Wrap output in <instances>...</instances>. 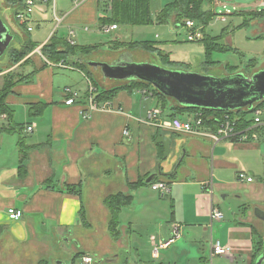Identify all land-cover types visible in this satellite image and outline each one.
Masks as SVG:
<instances>
[{
  "label": "crops",
  "instance_id": "obj_1",
  "mask_svg": "<svg viewBox=\"0 0 264 264\" xmlns=\"http://www.w3.org/2000/svg\"><path fill=\"white\" fill-rule=\"evenodd\" d=\"M68 1L61 0V8L56 3L57 13L67 15L62 28L92 25L102 32L99 19L111 13L106 0H89L76 11ZM164 3L151 0L152 16L163 10ZM39 9L37 13L45 14L52 8ZM42 23H37L38 28ZM85 61L65 62L74 69L65 70L33 57L23 68L19 64L0 73V88L9 72L34 74L32 82L17 84L7 96L11 120L0 115V227L4 228L0 264H84L85 256H91L93 264H257L264 256V223L255 215L256 209L264 212V125L253 130L257 139L218 144L210 138L159 129L146 122L148 112L159 107L157 100L152 92L140 90L117 93L109 102L110 111H91L92 83L100 93L130 82L101 75L87 85L88 77L79 66L91 72L94 66ZM114 81L123 85H111ZM67 87L82 95L74 106L65 103ZM14 127L22 131L12 132ZM28 127H33L32 132ZM20 138L34 148L23 177L19 175ZM161 139L170 141L167 157ZM239 172L253 181L239 182ZM171 174L173 179L167 177ZM149 178L167 183L170 193L162 196L151 186L130 189V184L148 183ZM210 179L212 194L203 189ZM78 186L81 196L66 191ZM119 193L131 195L133 203L120 213L121 237L115 242L108 232L110 212L104 200ZM82 205L89 227L80 220ZM11 207L23 212L21 220L8 219ZM214 207L225 219L213 223L211 231ZM176 224L181 225V239L155 256L154 245L170 239ZM211 238L229 246L231 255L211 257ZM258 248L262 252L254 260Z\"/></svg>",
  "mask_w": 264,
  "mask_h": 264
},
{
  "label": "rangeland",
  "instance_id": "obj_2",
  "mask_svg": "<svg viewBox=\"0 0 264 264\" xmlns=\"http://www.w3.org/2000/svg\"><path fill=\"white\" fill-rule=\"evenodd\" d=\"M163 2L168 5L174 1L163 0ZM263 3L264 0H214L213 7L211 8L214 17L205 28L206 35L211 39H216L219 46L231 47L233 50L225 52L215 51L212 53L210 59H207L206 44L204 42H189L187 30L183 27V23L181 25H176L172 21L166 24L154 22V24L149 26H118L117 30L109 34L100 32L97 26H76V42L79 47L99 46V51L94 54L81 56L83 60H86L85 62L91 61L92 63L114 64L120 60H132L134 63L160 64V60L156 55L142 49L128 51L110 50L109 45L111 42L119 39L125 43L133 41L154 43V45L161 48L170 57L171 61L189 65L188 68L179 69L182 72L211 75L221 78L231 76L229 75L231 73L228 72L227 67H230V69L238 68V71L236 70L234 74L243 73V71H246L250 60L253 59L257 60V68L261 70L264 69V19H262V17L250 21L245 19H249L247 17L248 12L264 11ZM57 5L58 8H61V0H57ZM17 10V7L8 4V0H0V18L8 27L10 33L15 37L3 56H0L1 70L10 71L9 68H11L12 64L9 60V54H11L12 49H20L25 42L42 45L49 39L50 33L56 26V22L53 20L52 9L47 10L45 14L37 13L39 9L35 11L36 14L33 15L32 27L34 31L28 33L15 19ZM238 13L239 15H237ZM240 13H244L245 17L240 15ZM221 17H225L226 21L223 22ZM155 18L156 16L154 19ZM38 22H43L39 24L40 28H38ZM195 23L204 28L202 24ZM84 26L89 27L90 31L85 32L82 29ZM58 34L60 38L65 39L67 30L61 28ZM35 51H37V48L21 63H24L30 58V62L26 63L29 65L33 57L42 59L38 53L34 54ZM41 51H43V49ZM207 60L214 64H207ZM93 68L92 72L89 67L81 69L89 78H87L86 81L87 85H89L88 82L94 79L97 81L95 78L96 76L101 77L102 75L101 70H93ZM89 71L92 74H90ZM255 72L258 71L255 69ZM2 79L4 86V78ZM115 82L116 81L112 82L111 85L118 86L121 83L116 82L115 84ZM122 83L126 84L124 81H122ZM122 83L121 85H123ZM149 92H151V90ZM170 101L176 104L175 101ZM250 118H253V114L250 115Z\"/></svg>",
  "mask_w": 264,
  "mask_h": 264
},
{
  "label": "trees",
  "instance_id": "obj_3",
  "mask_svg": "<svg viewBox=\"0 0 264 264\" xmlns=\"http://www.w3.org/2000/svg\"><path fill=\"white\" fill-rule=\"evenodd\" d=\"M8 4L11 6H18L17 0H8ZM214 0H174L173 3L166 5L163 10L156 16L154 19L151 13V0H112L111 1V13L109 17L105 19H99L100 26H149L157 22L158 24H166L172 21L176 25H181L185 20H192L194 22L200 23L203 25V34L204 37L199 42H204L206 44V55L207 59H210L213 52H225L229 50H233V48L221 47L218 45L216 39H211L207 37L205 28L209 24V22L213 19L214 14L211 10L213 7ZM239 15V13L237 14ZM240 15L244 16V13H240ZM247 17L249 19L245 20H255L259 17L264 19V11L262 12H248ZM29 33V32H28ZM261 37V36H260ZM258 38V37H257ZM40 45L33 44L32 42H25L20 49L12 50L11 54H9V60L11 61V68L20 65V67H24L30 62V58L27 59L24 63H21L27 56L38 48ZM110 50L113 51H123V50H134V49H142L144 51L150 52L156 55L160 60V65L169 69H182L188 68L189 65L182 64L179 62H174L170 60V57L159 47L154 45L151 42H130L125 43L120 40H115L111 42L109 45ZM44 57L51 63H61L66 62L69 63L71 60L78 58L82 60L81 56L91 55L95 52L99 51L98 45H93L89 47H79L71 46L66 41V37L60 38L59 34L54 35L51 40L42 48ZM207 64H214L207 60ZM258 62L256 59L250 60L247 65L246 71L243 73L246 76H251L255 72V69L259 71L260 68H257ZM81 69L82 66H79ZM9 68V69H11ZM228 68V72L231 73L229 75H233L238 68L230 69ZM8 69V70H9ZM6 70H1L0 73H4ZM34 75V74H33ZM24 74H19L15 72H9L4 76V86L0 90V115H6L8 119L11 120L12 112L6 105V98L13 92V88L19 83H29L33 81L34 76ZM87 76V75H86ZM122 90H127L129 92H134L136 90H140L143 92H148L151 90L152 95L157 100L158 108L162 110L163 114L166 115L167 118H182L189 114L202 112L205 116V123L208 126H212L217 129V122L222 120L225 116H230L233 119H237L238 128H246L250 126L253 122L250 115L253 114L254 111L247 109H242L238 111H215L210 109H197V108H186L179 106L177 103L173 104L169 99L164 97L160 92L155 90L150 84L141 82V81H132L129 84L114 88L108 91H102L97 96V101L100 103H105L112 101V99ZM256 107L259 109H264V100L256 103ZM35 108L32 107L31 111L33 115H36ZM41 113V112H39ZM207 118H211L207 120ZM20 132L22 131V127H14L12 132ZM34 148L26 146L25 139L20 138L18 143V150L21 155L20 166H19V175L21 177L26 175V167L25 162L28 158L30 152H32ZM174 174L168 175L167 177L174 178ZM158 182V181H157ZM156 183V179L152 180L150 183H147L146 180H140L139 183L131 185L130 189L141 188L142 186H151ZM46 184V183H45ZM48 184V183H47ZM46 184V185H47ZM66 191L68 193H73L81 196V186L78 187H66ZM133 203V197L131 195H126L123 193L110 195L104 200V205L110 212V221L108 224V232L113 241H118L121 237L120 230V220L119 216L121 211L124 208L130 207ZM80 220L82 225L85 227H89L90 224L87 222L86 213L84 207L82 205L81 211L79 213ZM3 227H0V232L3 231ZM262 252V248H258L257 251L253 255V259L256 260L258 256H260ZM80 257L83 254L79 255Z\"/></svg>",
  "mask_w": 264,
  "mask_h": 264
},
{
  "label": "built area",
  "instance_id": "obj_4",
  "mask_svg": "<svg viewBox=\"0 0 264 264\" xmlns=\"http://www.w3.org/2000/svg\"><path fill=\"white\" fill-rule=\"evenodd\" d=\"M18 6L17 12L15 14V19L18 22V24L26 29L27 32L32 33L34 31L32 27V20L33 15L35 14V11L41 6H48L52 8L53 11V17L56 22L55 30L53 33V36L59 33V30L62 28V25L65 22V19L67 17L66 14L59 15L56 10V3L57 0H17ZM73 4L72 11L78 10L80 7H82L86 2L89 0H70ZM111 1L112 0H106V4L108 6V10L111 11ZM264 6V3H263ZM222 19V18H221ZM224 21V19H222ZM183 27L187 30V38L189 42H199L203 39V28L201 26H198L194 21L192 20H185L183 23ZM118 29L117 25H111V26H104L102 28V32L105 34H109L112 31H115ZM83 30L85 32H89V27L85 26L83 27ZM77 38V32L76 29L73 27H69L67 29V36L66 41L71 46H76ZM44 46H39L37 48V51L34 52V54L40 55L42 59L49 64L51 67H58L65 70H74L73 66L67 65L65 62H61L58 64L51 63L42 54V48ZM101 93V92H100ZM96 87H94L93 83L89 88V94L88 97V105L89 109L91 111H98V110H108L110 111L109 102L100 103L97 101V96L100 94ZM64 95H65V103L68 106H74L80 100L82 99V95L79 91L74 90L73 88H65L64 89ZM253 112V122L250 126L246 128H238L237 119H233L230 116H225L222 120L216 121L217 122V129L214 130L212 126H208L205 123V116L202 112L194 113L186 115L184 119L182 118H165L162 119L163 112L159 108L152 109L148 112V118L147 123L164 130H172L177 133L181 134H187L192 136H198V137H205L210 138L214 141L215 144H218L223 141L227 140H236L238 142H248L250 137H253V139H257L258 135L253 133V130L256 128V125H264V109H259L256 107V104L253 106L252 109H250ZM6 116V115H4ZM8 118V117H7ZM211 118H207V120H210ZM33 127H28L27 131L32 132ZM124 135L129 136V131L125 130ZM237 179L239 182H249L251 183L253 181V178H250L246 175L245 172H239L237 175ZM213 180L210 179L203 187L204 191L206 193L213 192ZM151 189L157 193H160L162 196H166L170 193L169 185L165 182H156L151 185ZM8 213V219L10 221H19L23 218V212L21 210H18L14 207H11L7 210ZM225 219V214L219 210L218 208H212L210 212V229L212 231L213 223L215 222H222ZM182 237V229L181 225L176 224L173 227L172 234L170 239L161 241L154 245L153 248V254L155 256L158 255L160 250L168 249L173 244H175L179 239ZM210 248H211V257L214 256H230L231 255V249L229 246L223 245L219 240H213L211 238L210 240ZM82 262L84 264H93L94 259L91 256H85L82 258Z\"/></svg>",
  "mask_w": 264,
  "mask_h": 264
},
{
  "label": "water",
  "instance_id": "obj_5",
  "mask_svg": "<svg viewBox=\"0 0 264 264\" xmlns=\"http://www.w3.org/2000/svg\"><path fill=\"white\" fill-rule=\"evenodd\" d=\"M14 39L0 18V56H3ZM124 65H128V68ZM92 66L100 68L106 79L148 83L167 99L186 108L230 112L252 109L256 103L264 100V69L251 76L238 73L217 78L169 69L160 64L134 63L132 60H120L114 64L92 63ZM165 140L161 139L165 146L164 157H167L170 153V141ZM151 180L149 178L148 183ZM255 215L264 223L262 210L256 209ZM263 258L264 256L257 264H262Z\"/></svg>",
  "mask_w": 264,
  "mask_h": 264
},
{
  "label": "flooded vegetation",
  "instance_id": "obj_6",
  "mask_svg": "<svg viewBox=\"0 0 264 264\" xmlns=\"http://www.w3.org/2000/svg\"><path fill=\"white\" fill-rule=\"evenodd\" d=\"M124 66L128 68V65H124Z\"/></svg>",
  "mask_w": 264,
  "mask_h": 264
}]
</instances>
